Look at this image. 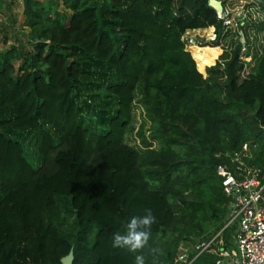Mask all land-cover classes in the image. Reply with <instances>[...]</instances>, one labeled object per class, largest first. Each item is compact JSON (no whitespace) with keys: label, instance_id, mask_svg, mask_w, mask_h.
Instances as JSON below:
<instances>
[{"label":"trees","instance_id":"obj_1","mask_svg":"<svg viewBox=\"0 0 264 264\" xmlns=\"http://www.w3.org/2000/svg\"><path fill=\"white\" fill-rule=\"evenodd\" d=\"M252 1L264 12V0ZM22 2L31 48L0 50V264L70 255L72 264H135L141 252L146 264H176L182 244L227 222L232 199L218 167L249 144L264 170V46L251 39L264 21L226 28L211 0ZM205 28L220 55L188 50L185 33ZM83 58L115 75L106 90L116 112L102 131L85 125ZM146 209L157 218L149 245L114 248L113 235ZM218 258L219 245L197 263Z\"/></svg>","mask_w":264,"mask_h":264},{"label":"built area","instance_id":"obj_2","mask_svg":"<svg viewBox=\"0 0 264 264\" xmlns=\"http://www.w3.org/2000/svg\"><path fill=\"white\" fill-rule=\"evenodd\" d=\"M218 18L226 28L239 30V20L232 10L223 6ZM245 54L241 59L250 61ZM252 59V58H251ZM254 153L249 144L232 157V163L221 164L218 174L223 178L225 192L232 201L224 228L209 240L182 244L176 264H198V259L219 245V258L212 264H264V170L253 165ZM232 229L231 245L222 238Z\"/></svg>","mask_w":264,"mask_h":264},{"label":"rangeland","instance_id":"obj_3","mask_svg":"<svg viewBox=\"0 0 264 264\" xmlns=\"http://www.w3.org/2000/svg\"><path fill=\"white\" fill-rule=\"evenodd\" d=\"M252 4H254L252 0H240L239 4L233 8L234 10L232 11L239 22L244 20H251V22L264 21V12L258 6H253ZM246 5H248V7ZM23 12L24 5L22 0H0V50L14 45L19 46L21 44H25L27 48H31L29 37L30 29L24 25L25 16ZM251 37L254 50L260 52L264 46V31L259 32L257 28H255L251 31ZM183 38L187 43L188 50L191 51L194 56V46L213 47L211 42L215 40L216 36L211 34V28H206L190 30L185 33ZM213 48L218 49L217 47ZM215 52L216 50L212 51L210 54L212 55ZM74 55L82 58V53L79 51L74 52ZM217 58L214 60V63ZM251 58L250 61L247 62H253L254 56ZM83 59L88 71L84 78V86L79 94V101L82 106L85 125L94 131H102L106 129L111 116L116 112V102L110 97L106 90V87L115 79V75L111 72L106 74L105 69H101L92 60ZM206 68L207 66L204 69L203 67L201 68L202 73L206 74ZM198 69H200L199 66ZM249 70L250 67L245 71L244 75H246ZM145 120L143 108L137 105V128H139ZM28 139L30 141H28L29 152L33 153L35 147L32 137H28ZM129 142L134 145L140 144L137 137H131ZM212 236H215V234H212ZM225 236L226 234L223 235L224 241ZM232 236L233 232L230 233L229 240H231ZM64 262V264H69L68 259H65Z\"/></svg>","mask_w":264,"mask_h":264},{"label":"clouds","instance_id":"obj_4","mask_svg":"<svg viewBox=\"0 0 264 264\" xmlns=\"http://www.w3.org/2000/svg\"><path fill=\"white\" fill-rule=\"evenodd\" d=\"M157 222L151 209H146L143 215H133L126 224L124 233L116 232L112 237V246L118 249H127L137 253L149 245L152 236V226ZM153 252L156 249L152 250ZM135 264H146L145 256H135Z\"/></svg>","mask_w":264,"mask_h":264},{"label":"water","instance_id":"obj_5","mask_svg":"<svg viewBox=\"0 0 264 264\" xmlns=\"http://www.w3.org/2000/svg\"><path fill=\"white\" fill-rule=\"evenodd\" d=\"M211 6H213L216 10H222L223 9V3L221 1H218V0H211ZM66 259L69 260V264L73 263V255H70Z\"/></svg>","mask_w":264,"mask_h":264},{"label":"crops","instance_id":"obj_6","mask_svg":"<svg viewBox=\"0 0 264 264\" xmlns=\"http://www.w3.org/2000/svg\"><path fill=\"white\" fill-rule=\"evenodd\" d=\"M206 29V28H205ZM198 30V29H197ZM217 48H218V52H219V55L222 53V47H220V46H217Z\"/></svg>","mask_w":264,"mask_h":264}]
</instances>
